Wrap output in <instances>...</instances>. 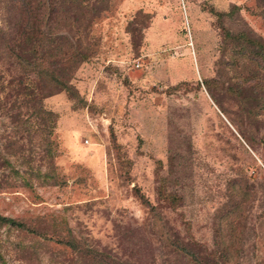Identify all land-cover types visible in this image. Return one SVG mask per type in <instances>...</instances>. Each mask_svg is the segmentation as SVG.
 Masks as SVG:
<instances>
[{
	"label": "rangeland",
	"instance_id": "obj_1",
	"mask_svg": "<svg viewBox=\"0 0 264 264\" xmlns=\"http://www.w3.org/2000/svg\"><path fill=\"white\" fill-rule=\"evenodd\" d=\"M262 9L260 0H111L72 95L36 100L1 49L0 216L52 238L1 227L3 262L92 264L60 240L125 264H192L179 249H216L228 179L255 173L247 184L264 187V111L243 126L251 149L228 110L234 72L222 48L226 31L264 39ZM250 193L254 231L237 264H264V199Z\"/></svg>",
	"mask_w": 264,
	"mask_h": 264
},
{
	"label": "trees",
	"instance_id": "obj_2",
	"mask_svg": "<svg viewBox=\"0 0 264 264\" xmlns=\"http://www.w3.org/2000/svg\"><path fill=\"white\" fill-rule=\"evenodd\" d=\"M110 2L111 0H8L6 9L7 13L11 12L12 19L9 21L7 33L0 30V50L4 49L8 58L13 60V70L20 75L21 80L30 79L32 83L28 84L26 89L30 95L38 98L36 100L62 91L70 95L75 94L71 79L80 64L93 54L90 31L96 19L108 10ZM260 2L263 3L261 16L264 18V0ZM222 36V48L229 54L224 64L228 72H234L224 87L233 102L228 110L235 109L234 113L238 115L235 121L239 128L238 133L249 148L253 149L255 138L243 126L245 123L247 126L254 124L257 112L264 111V39L249 30H243L236 35L226 31ZM206 83L210 89L209 85L213 81ZM258 92L260 95L256 99H260V104L252 98V95ZM211 97L216 103L215 96L212 94ZM221 108L223 113L229 112ZM39 115L41 116L42 112ZM48 115L49 113H46V116ZM254 175L255 173L248 177L242 171L240 177L228 179L231 181L230 188H226L229 201L226 212L224 211L223 233L218 231L219 238L215 242L217 248L210 251L179 249L182 253H177L183 255L187 263L237 264L245 246L247 230L250 231L249 234L254 231L248 227L247 222L250 208L247 204L253 200L250 192L254 193V197L261 192L258 200L264 199L262 184L257 188L254 184H247L251 178H255ZM262 176L264 178V174ZM262 209L264 212V201ZM257 217V227L260 229L264 224L261 221L262 216ZM1 227H17L37 234L35 230L27 229L21 223L2 216ZM37 235L46 241L52 240L43 234ZM59 242L77 251L83 263L89 260L92 264H125L119 263L106 252L80 249L71 241ZM174 244L172 247L178 246ZM0 264H6L1 256Z\"/></svg>",
	"mask_w": 264,
	"mask_h": 264
},
{
	"label": "built area",
	"instance_id": "obj_3",
	"mask_svg": "<svg viewBox=\"0 0 264 264\" xmlns=\"http://www.w3.org/2000/svg\"><path fill=\"white\" fill-rule=\"evenodd\" d=\"M138 66V65H137Z\"/></svg>",
	"mask_w": 264,
	"mask_h": 264
}]
</instances>
